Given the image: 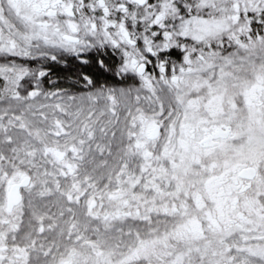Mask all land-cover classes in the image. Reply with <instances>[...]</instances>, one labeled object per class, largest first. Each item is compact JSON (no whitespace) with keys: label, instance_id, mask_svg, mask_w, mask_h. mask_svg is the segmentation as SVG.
Returning <instances> with one entry per match:
<instances>
[{"label":"snow or ice","instance_id":"6c2138e0","mask_svg":"<svg viewBox=\"0 0 264 264\" xmlns=\"http://www.w3.org/2000/svg\"><path fill=\"white\" fill-rule=\"evenodd\" d=\"M0 264H264V0H0Z\"/></svg>","mask_w":264,"mask_h":264}]
</instances>
